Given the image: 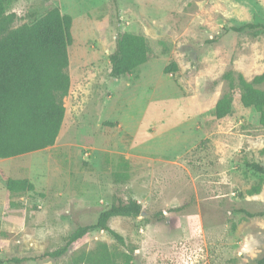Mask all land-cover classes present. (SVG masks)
Returning a JSON list of instances; mask_svg holds the SVG:
<instances>
[{
    "label": "rangeland",
    "instance_id": "obj_1",
    "mask_svg": "<svg viewBox=\"0 0 264 264\" xmlns=\"http://www.w3.org/2000/svg\"><path fill=\"white\" fill-rule=\"evenodd\" d=\"M55 6L72 17L64 118L52 146L0 158V258L58 248L118 198L142 205L137 216L110 218L122 243L92 229L56 259L5 264L264 257V176L245 165H264V124L239 88L229 114L214 113L230 90L225 73L264 74V31L231 29L264 20V0H6L5 14L15 28ZM122 32L143 35L148 57L113 77L109 54ZM255 86L264 90V80ZM3 176L32 187L9 190Z\"/></svg>",
    "mask_w": 264,
    "mask_h": 264
},
{
    "label": "trees",
    "instance_id": "obj_2",
    "mask_svg": "<svg viewBox=\"0 0 264 264\" xmlns=\"http://www.w3.org/2000/svg\"><path fill=\"white\" fill-rule=\"evenodd\" d=\"M6 0H0V158H9L52 146L59 134L65 108L62 98L69 89L70 77L67 47L72 42V17L62 13L58 6L50 8L31 24H22L10 28L13 14H5ZM234 31L263 32L264 20L232 26ZM147 43L143 35L122 32L115 38L114 49L109 54L110 73L113 77L130 74L135 68L146 62ZM167 71L174 70L171 64ZM228 79L230 90L215 103L217 118L229 114L232 109V89H240V103L252 107L259 113L264 124V90L255 86L264 80V74L256 75L252 80L241 74ZM246 167L264 176V165L259 162H246ZM118 178L125 173L115 172ZM9 190L31 189L26 180H15L3 176ZM259 186L252 190L257 192ZM142 205L135 199L118 198L100 211L94 223L79 225L67 236L63 245L37 256L0 258V264L7 262L24 263L37 259H56L65 254L71 246L79 243L89 230L99 229L109 233L119 242L123 236L109 225V220L117 215L137 216ZM252 217L261 215L238 209ZM97 264H110L101 259ZM252 264V263H251ZM253 264H264V257Z\"/></svg>",
    "mask_w": 264,
    "mask_h": 264
}]
</instances>
